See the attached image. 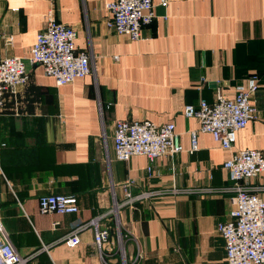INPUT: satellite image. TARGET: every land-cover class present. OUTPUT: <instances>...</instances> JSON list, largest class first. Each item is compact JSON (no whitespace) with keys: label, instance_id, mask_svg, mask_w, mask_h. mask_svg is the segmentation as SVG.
<instances>
[{"label":"crops","instance_id":"1","mask_svg":"<svg viewBox=\"0 0 264 264\" xmlns=\"http://www.w3.org/2000/svg\"><path fill=\"white\" fill-rule=\"evenodd\" d=\"M160 1L155 21L131 42L107 27L108 0H0V53L23 59L31 78L5 95L0 113V218L27 264H228L217 229L234 196L223 191L232 185L224 164L239 150L264 151V124L238 131L231 150L202 133L192 153L199 121L184 109L212 105L218 90L233 99L238 84L258 75L253 104L261 115L264 0H169L165 9ZM50 9L77 30V50L92 62L91 75L62 87L31 61ZM118 120L173 123L184 151L154 161L151 174L145 156L117 161ZM127 183L133 196H153L112 213ZM251 186L264 199V175ZM51 194L75 195L79 212L42 214L39 198ZM104 214L112 239L103 252L90 227L78 246L66 245L75 228Z\"/></svg>","mask_w":264,"mask_h":264},{"label":"built area","instance_id":"2","mask_svg":"<svg viewBox=\"0 0 264 264\" xmlns=\"http://www.w3.org/2000/svg\"><path fill=\"white\" fill-rule=\"evenodd\" d=\"M168 2L169 0H161L160 6L165 9ZM105 7L110 15L107 27L119 35L126 36L131 42L140 40L144 28L151 25L156 18L153 0H108ZM44 29L38 34L33 45L31 61L41 65L46 76L52 77L56 85L62 87L92 74L91 56L87 51L77 50V30L74 27L59 24L55 12L50 9ZM117 59L115 56L114 60ZM30 82L31 78L23 59L5 57L0 53V113L5 105V95H16ZM259 86L258 75H251L246 85L238 84L235 87L233 99L225 98L218 90L212 105L202 100L198 108L185 107V116L198 119L200 127L199 130L190 132V151H198V137L202 133L210 134L223 149L231 150L236 144L238 131L247 128L249 123L257 119L264 124V110L259 116V111L253 104ZM110 107L111 105H108L106 109ZM99 109L103 115L101 102ZM114 129L116 160L129 162L137 155L145 156L151 164L149 174L152 173L154 161L157 159L175 158L184 151L180 135L173 123L157 125L148 120H118ZM224 167L232 185L223 191L234 194L229 219L217 226L218 233L226 245V261L228 264H264V199L260 197L257 188L251 186L254 178L264 175V151L239 150ZM130 186L131 183L122 185L125 202L116 205V211L112 213L117 214L120 208L130 207L136 201L153 196V193L133 196L129 190ZM173 191L178 192L176 189ZM39 199L42 214L74 215L79 212L78 198L75 195L51 194ZM107 215L109 214L75 228L66 240V245L78 246L81 231L90 227L95 232L97 249L103 252L112 239V229L102 224ZM120 229V226L116 227L118 237L122 238ZM44 250L48 248L45 247ZM139 258L140 254L137 255L136 262ZM29 260V257L22 256L15 249L0 218V264H27Z\"/></svg>","mask_w":264,"mask_h":264},{"label":"trees","instance_id":"3","mask_svg":"<svg viewBox=\"0 0 264 264\" xmlns=\"http://www.w3.org/2000/svg\"><path fill=\"white\" fill-rule=\"evenodd\" d=\"M114 232V231H113Z\"/></svg>","mask_w":264,"mask_h":264}]
</instances>
